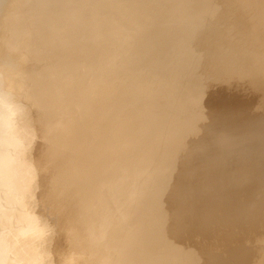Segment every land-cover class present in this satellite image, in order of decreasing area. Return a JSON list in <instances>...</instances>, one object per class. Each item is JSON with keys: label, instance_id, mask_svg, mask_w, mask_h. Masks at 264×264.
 <instances>
[{"label": "bare ground", "instance_id": "obj_1", "mask_svg": "<svg viewBox=\"0 0 264 264\" xmlns=\"http://www.w3.org/2000/svg\"><path fill=\"white\" fill-rule=\"evenodd\" d=\"M220 6L216 0H0L12 37L6 44L18 55L9 56L8 86L15 88L5 104L11 120L26 118L31 143L24 151L26 178L33 180L22 195L30 214L24 242L41 247L47 264L67 248L86 249L83 264H212L187 242L199 240L202 230L220 244L215 262L227 243L233 255L246 250L250 231L264 232V122L224 125L219 138L208 135L188 149L201 128L187 102L197 105L207 95L205 83L190 77V46L202 32L212 35L209 21L224 19ZM168 22L172 41V25L158 30ZM226 37L218 32L208 41ZM232 46L227 51L234 55ZM232 104L242 116L243 108ZM230 145L234 166L215 175L217 155ZM64 175L68 190L55 205L43 198L39 208L37 195L59 192ZM224 176L237 181H219ZM58 235L65 246L55 245ZM259 244L233 264H264V236Z\"/></svg>", "mask_w": 264, "mask_h": 264}, {"label": "rangeland", "instance_id": "obj_2", "mask_svg": "<svg viewBox=\"0 0 264 264\" xmlns=\"http://www.w3.org/2000/svg\"><path fill=\"white\" fill-rule=\"evenodd\" d=\"M216 2H218V5L220 4L221 5L220 7L223 9L224 14L221 17H224V19L219 20V22L217 23L213 19L209 21V24H211L212 26L214 25L213 27L212 26L209 27L212 30V35L210 36V32H207V34L203 37L204 34L202 32L203 35L201 34L202 36L200 35L198 37V40L196 41L195 45L190 46V50L192 51L190 52L193 53V55H195L196 57L194 56V58H191V60L187 61V64L195 66L194 72L190 77L199 78V80L202 83H205L207 87V95L205 99L203 100L201 99L202 101L198 100L197 105L192 103V101L187 102L188 106H191L190 107L191 109L193 108L197 110V111L194 110L195 111L194 114H196V118H198L199 120L198 125L201 128L199 131V135L197 134L190 141V146L188 149L191 150L197 149L198 146L202 144V140H204V138L208 135L216 139L220 137L218 135L219 132L225 133L224 132L225 129L231 130V128L229 127H236L237 124L238 126L240 125L246 126V124L248 126L251 123L250 126H253L254 124L257 125L258 121L264 122V114L261 113L264 112V0H216ZM22 9H25L26 11L27 10L26 5H24ZM21 14L23 15V12L22 13L20 12V15ZM27 14L28 12H26V15ZM1 17L3 16L0 15V50L3 51L0 53L4 52L6 55L4 53L0 54V62L2 63L4 59L6 62L3 63L4 65L0 64V82L4 79L5 83L7 81L6 83L7 86H4L6 84H4L3 81L1 82L3 83L2 85L0 83V88L1 89L4 88L3 91L0 89V92L2 91L1 93L3 94L2 95L0 93L2 95L0 96V100L2 99L1 97H3L4 99L5 96H8L6 98L9 99L12 98V93L10 92L12 91L14 93L13 89L15 88V85L13 83L12 88L10 87L11 85L8 86L9 85L8 79L10 81V78H12V76L7 66L8 63L13 60L14 56L18 57L16 51L12 48L13 46H11L13 43L12 44L10 43L9 45L11 47L8 48L7 41L12 42V37L8 33V31L6 32L4 25L7 22L2 20ZM172 19L175 18L173 17ZM170 23L171 22H168L167 24H162L163 26H159L158 30L159 31H162L163 29L166 30L167 27L172 25L173 27L168 28V31L170 33L169 39L172 41L171 37L175 29H174V24L173 23L170 24ZM187 26L188 24H186V27ZM218 32H220L221 34H225L228 40L226 38L221 39L217 44L214 45L212 44V41L209 42L208 39H213L215 37V34H217ZM196 36L197 35H194L193 39H195ZM3 37L5 42H2ZM7 37L8 39L11 40H8ZM228 42H230L233 45L232 47L235 48L236 54L231 55V53L227 51L229 48ZM3 43H5L6 45ZM11 49L13 50V52ZM8 50H10L11 52H8ZM10 54L11 56H13V58L10 56ZM3 57L6 58L8 57V58L3 59ZM9 58L12 60H10ZM5 70L7 71L8 74L5 73V77H4ZM6 78L7 80H5ZM8 88L9 90L6 91ZM7 93L8 94L10 93L11 96L7 95ZM3 99L2 101L4 100L5 101L4 102L1 101L2 104L0 106L4 104L2 106L3 110L7 112L3 111L1 109L2 107L0 108V111L2 110L0 112V228L4 226L3 228H1L2 230L0 229V264H47L49 263L50 258L47 259L44 256L41 247L34 244L33 242H24L25 236L23 234V228H24L23 222L24 223L28 222L26 218L30 216V214L28 212L25 213L24 211L22 195L26 189L25 184H28V182L33 181L31 179L30 181H27L28 178H26V173L28 170L26 168L27 167L26 158L24 159V157L26 156L24 151L25 148L28 147V145H31L30 141L27 140V138H25L24 136V133H26L25 132L26 130L24 131V129L26 128L27 123L25 125L26 121L23 120L26 118L22 120L21 118L20 119L17 118L16 120H11L13 118H11L9 114L10 110L9 111L7 110L5 104V102L7 103V100L9 99H4V100ZM216 99L218 100L216 101L217 104L215 102ZM232 100L234 101V107L237 108V106H239L237 108L239 110L243 108L242 110H244L243 111L244 113L241 110L242 116L237 113L234 114V112L237 110H234V108H232L233 107ZM238 100L243 102V104H241L240 102L241 105L240 104L236 105V102ZM210 101L214 102V105H212L211 104L212 102ZM229 101H231L230 104L232 105L229 104ZM246 101H248V106ZM253 101H255V104ZM201 102L203 105L200 107ZM244 102H245V106H244ZM198 104H200L199 108H197ZM218 105H220L221 107ZM258 105L260 107H258ZM214 107L215 108L217 107L216 111ZM254 108L256 109L258 108V112H256V109ZM217 112L220 116L217 114ZM232 112L233 115H235V118L237 119L235 118L232 119ZM257 113L259 115L261 114L260 115L261 117H258L259 115ZM225 117L227 118V120L225 119ZM20 121L21 123L23 121V123L21 124ZM243 121L246 124H244ZM221 122L223 126L221 125L219 126ZM16 123L18 124L16 125ZM224 125L227 127L225 128ZM223 127L225 128L224 130ZM38 147L39 145L35 146V151L36 148ZM231 151H232L231 145L219 151L217 155L218 160L216 163L217 168L215 167L214 169L215 175L217 174L219 175L220 173L219 170L221 169H223L222 171H224L230 168L232 165L234 166ZM179 165L180 163L178 160L175 169H173L172 171V175L174 174V176H176V174L179 172ZM54 170H55L54 167H51L50 170H47V172L52 173ZM220 178L221 179L219 181H233L234 183L237 181L235 177L228 178L227 176L226 178L224 176L223 179L222 177ZM172 179L175 180V178ZM59 181L62 183L61 184L62 188H60L59 192L53 193L51 194L52 196L49 197H47L45 192H41L40 195H37V197L40 198L38 202L39 208L41 207L43 198H47L52 205H55V203H57L58 200L60 199L59 194L60 193L62 194L64 190L65 192L68 190V177L65 178L64 175V177L61 178ZM209 194L210 192L207 191L208 196ZM23 212L25 213V215L23 214ZM218 212H222V211H218ZM218 212L214 213V216L223 214V212L222 213H218ZM1 219L4 220L1 221ZM5 222H7L8 224L7 223L4 224ZM242 228H247V227L243 226ZM197 233H199L198 230ZM263 233L264 232H262L261 235H259L260 232L259 233L256 232V234L255 233L253 234L250 231L249 235H247V237L243 239L245 241L242 240L243 244H245V248L247 245L246 250L238 249L237 250L238 254L236 252L233 255H230L231 254L230 250H228L229 248L232 247V245H230L231 244L230 241L233 239L230 238L231 239L229 240L230 243H227L225 248L223 247L225 252V257H223L220 262H215L214 259L216 255L215 254L216 251H214L215 247L216 249L220 248L218 247V245L220 244L218 243V241L214 239L213 241L209 240L208 237L205 236L204 230H202V232L199 233L198 236H201L199 240L196 241L194 240L192 242L189 240L187 242L189 244H192L193 246H196L200 250L201 254L204 257L208 258V262H211L212 264H233V262H235L236 260L235 257L239 258V256L249 253L250 250L254 248L258 249V247H260V244L258 246V241L263 238L264 236ZM61 243L65 246V243L61 235H58L55 240V245L58 246L61 245ZM204 243L206 245L202 248V245ZM232 249L233 248H231V250ZM247 249L249 252H247ZM85 252L86 249H83L80 252L75 253L71 251V248H67L66 250H64V252L62 251L58 253L55 263L83 264L82 262L84 261L82 260V257ZM227 252L230 254H227Z\"/></svg>", "mask_w": 264, "mask_h": 264}]
</instances>
